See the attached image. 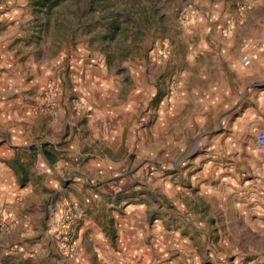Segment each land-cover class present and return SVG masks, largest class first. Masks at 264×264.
<instances>
[{"label": "rangeland", "instance_id": "1", "mask_svg": "<svg viewBox=\"0 0 264 264\" xmlns=\"http://www.w3.org/2000/svg\"><path fill=\"white\" fill-rule=\"evenodd\" d=\"M244 37L264 41V0H0V103L17 98L5 74H15L20 62L57 61L43 86L23 95L32 112L57 119L56 129L25 123L30 132L22 146L5 145L16 185L0 204V264H87L84 245L92 264H108L95 247L109 261L125 257L113 238L94 244L90 223L100 216L91 188L80 184V165L82 157L97 153L110 160V171L99 179L109 187L110 194H102L108 214L116 211L117 179L132 178V198L160 172L170 188V213L212 217L209 235L198 241L202 264H237L238 256L239 264H264V149L251 155L250 141L231 135L241 111L238 77L247 72L237 59ZM85 78L88 85H81ZM49 82L54 108L45 112L28 95ZM164 114L167 124L160 125ZM104 119L116 123L119 134L102 149L92 123ZM22 122L0 123V137L10 138ZM180 131L183 156L175 143ZM45 135L51 146H69V155L59 156L69 160L62 169L49 172L36 162V143ZM44 176L48 184L40 186ZM155 181L147 183L150 189ZM147 197L154 205L151 228L160 201ZM65 205L77 216L67 240ZM150 237L156 257L162 246Z\"/></svg>", "mask_w": 264, "mask_h": 264}, {"label": "crops", "instance_id": "2", "mask_svg": "<svg viewBox=\"0 0 264 264\" xmlns=\"http://www.w3.org/2000/svg\"><path fill=\"white\" fill-rule=\"evenodd\" d=\"M264 42V41H263ZM251 63L248 67H243L240 63L241 53L237 57L239 64L247 69L246 74L238 77L241 87L240 92V108L239 117L235 122H232L231 135H235L237 139L249 140L250 148L246 149V152L256 154L259 149L255 147V134L257 131L264 130V47L260 49L249 50ZM31 60V59H30ZM28 63L20 62L15 74H5V80L7 82H13L17 91V98L12 101H6L0 103V123L1 125L7 124L8 120L16 119L23 120L20 127L16 129V133H12L10 138L6 134V137H0V204L11 197L9 189H12L16 182V176L13 170L8 164V156L11 151L5 149L6 144H10L12 147L22 146L21 141H25L26 137L29 138L28 130L24 131L23 125L27 123L37 122L38 126L46 129L50 133L56 129L57 119H51L50 115L45 113L32 112L28 105L23 102V95L25 90L31 88L33 91L39 90L43 84L50 78V73L56 65V60H47L45 58L37 59V64L32 60ZM82 75V74H81ZM3 82L0 86L3 88ZM89 80L85 78L81 85H88ZM252 86V87H250ZM5 87V86H4ZM8 102H12L7 105ZM66 104V103H65ZM166 114L162 115L161 124H167ZM0 125V126H1ZM4 126V125H3ZM6 127V126H5ZM20 129V130H19ZM183 132L176 134L175 143L178 148L180 147V154L183 156L184 144H183ZM92 134L96 138V143L102 149L107 146V143L116 141L118 138V129L116 123L106 122L105 119L100 122L92 123ZM1 135V132H0ZM36 151V162L45 164L47 170L62 169L64 164H69L68 159H61V155H69V146L66 144L56 147L51 146L50 136H39ZM48 141L49 144H46ZM73 146V145H72ZM67 149V151H66ZM62 153L57 154V151ZM77 150V149H76ZM81 155V154H80ZM86 155V153L84 154ZM80 159V158H79ZM82 163L80 168L82 169V177L84 179L80 181V184H84L87 188H91L89 194L94 197V212L98 213L100 218L97 221L91 222V228L96 236L94 240L95 246L100 242L108 244L113 238L118 249L126 254L124 258L121 256L115 257V261L109 259L103 255L104 250L102 248L95 247V250L102 256V262L108 264H119L122 259H125V264H202V258L198 251V241L200 236L209 235L210 222L208 216L197 217L198 214L193 213H180L179 215L170 213L172 210L167 205L165 197L166 192L170 191L167 188V183L164 182V178L160 172L152 174L147 178L146 183L141 185L144 188L143 191L138 192L136 197H129V185L132 184V178H120L117 179L113 185L117 186L118 190L112 193V204L115 210H112V214H108L106 207L108 204H103L102 194H110L107 192L103 181H99L106 172L110 171L109 157L107 154L97 153L90 157H82ZM70 170V169H69ZM85 175V176H83ZM130 180V181H129ZM156 180L153 189L149 188V181ZM46 176H44L38 183L40 186L48 184ZM56 183V181H54ZM248 184L253 182L252 179L247 180ZM53 184V182H52ZM151 185V184H150ZM93 188V189H92ZM126 189V191L123 190ZM122 189V190H120ZM119 192V194H118ZM128 193L127 197L122 195ZM148 193L154 198L158 199L159 214L156 215V224L152 225L148 222V216L150 211L154 208L153 203L150 202ZM98 194V195H97ZM117 194V195H116ZM70 200H75L68 195ZM121 207V208H120ZM211 207V206H210ZM185 211V209H184ZM106 212V214H104ZM173 214V215H172ZM105 215V216H104ZM211 215V214H210ZM95 219V218H94ZM105 220H107L105 222ZM173 227L172 231H168L167 228ZM173 232L174 236L170 237L167 233ZM155 243L158 255L152 257V251L150 245L147 244L148 238ZM81 240V239H80ZM163 242V243H162ZM166 242V243H165ZM197 244V246H196ZM200 245H203L201 243ZM228 246V245H224ZM232 248L234 246L231 244ZM88 247L83 246L81 252L84 253L87 258V264H92L90 254L87 252ZM170 250V251H168ZM235 251H238L235 249ZM226 254H222L225 257ZM170 259L168 260V258ZM240 257L236 258L237 264H239ZM225 261H227L225 259Z\"/></svg>", "mask_w": 264, "mask_h": 264}, {"label": "built area", "instance_id": "3", "mask_svg": "<svg viewBox=\"0 0 264 264\" xmlns=\"http://www.w3.org/2000/svg\"><path fill=\"white\" fill-rule=\"evenodd\" d=\"M240 47V63L243 67H248L251 63L248 51L263 48L264 42L256 41L252 37H244L240 42ZM165 53H167V51H164L163 54ZM54 91V84L52 82H49L39 92L28 95L29 102L33 104L38 110L52 112L54 108ZM255 145L259 149H264V130L257 131V133L255 134ZM76 218L77 216L72 213L71 207L65 205L61 220L62 228H64L62 233L64 234L63 238L65 240H67V238L69 237V225H71Z\"/></svg>", "mask_w": 264, "mask_h": 264}]
</instances>
